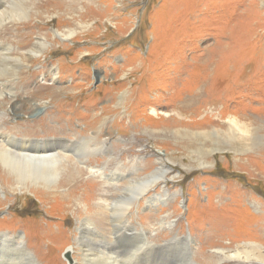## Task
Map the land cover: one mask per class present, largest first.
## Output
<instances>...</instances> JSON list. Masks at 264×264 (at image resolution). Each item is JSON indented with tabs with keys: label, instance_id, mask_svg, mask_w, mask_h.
<instances>
[{
	"label": "rangeland",
	"instance_id": "rangeland-1",
	"mask_svg": "<svg viewBox=\"0 0 264 264\" xmlns=\"http://www.w3.org/2000/svg\"><path fill=\"white\" fill-rule=\"evenodd\" d=\"M13 1L0 0V11ZM24 2L28 18L6 20L0 29V41L12 48L10 54L2 53L22 61L17 75L7 78L15 86L4 96L13 95V99L0 102V139L14 134L17 139L55 137L58 142L74 135L90 136L103 127L99 141L105 142L106 148L89 163L106 172L119 160L125 166L144 161L148 172L157 166L156 157L161 154L160 160L170 168L165 188L175 196L169 204L155 208H145L142 197L138 198L140 208H132L129 218L136 229L126 232L129 236H112L118 260L129 251L132 258L128 264H191L185 262L188 256L181 239L191 235L196 243L190 257L197 264H264V183L238 169L231 152L232 148L239 150L242 164L258 151L246 133L245 140L234 138L230 144L220 143L222 139L226 142L223 137H216V143L201 134L193 135L208 126L222 135L230 116L243 120L249 131L258 128L264 134V0ZM255 24L259 27L252 36L226 43L224 55H216L222 50L218 46L227 41L225 32L230 27ZM66 30H74L67 40L52 35ZM42 37L50 45L42 56L31 57L28 50ZM50 68L57 72L56 79H51ZM189 82L198 84L188 98L177 100L179 90L194 87ZM7 85L3 82L0 87L5 90ZM11 103L22 106L18 113L8 110ZM195 104L197 114L192 116L190 107ZM85 105L94 107L90 111ZM179 128L180 133L175 134ZM2 144L16 152L21 147ZM25 151L31 153L30 148ZM204 153V162L210 163L206 167L196 162ZM136 155L141 159H135ZM65 175L63 172L62 178ZM90 178L82 174L78 183H88ZM9 183L1 169L0 233L22 239L21 245L33 254L34 264H76V259L69 263L63 254L70 246L76 247L73 240L79 216L90 210V215H97L98 199L105 197L102 187L89 184L79 188L77 202L72 199L69 205L53 202L52 195L69 194L73 183H56L50 189L34 187L30 192L13 191ZM106 224L110 231V213ZM143 231L150 243L131 255L141 244L139 234ZM173 235L180 241L174 242ZM1 238L0 251L4 244V255L14 254L15 242H1ZM164 243L177 258L173 259L172 253L169 258L162 257L158 244ZM221 248L223 252H218ZM237 250L240 254L233 257ZM2 260L0 264H4Z\"/></svg>",
	"mask_w": 264,
	"mask_h": 264
},
{
	"label": "bare ground",
	"instance_id": "bare-ground-1",
	"mask_svg": "<svg viewBox=\"0 0 264 264\" xmlns=\"http://www.w3.org/2000/svg\"><path fill=\"white\" fill-rule=\"evenodd\" d=\"M24 1H26V0H14L8 7H3L1 9V11H0V29H3V27H4L3 25L6 22V20L17 21V20H20L23 18L24 19L28 18L29 11H28V7H26L24 5V3H25ZM250 5H251V3H250ZM250 12H252V10L249 11V13ZM250 15H251V13H250ZM255 16H256V13H255ZM258 27H259L258 24L252 25V27H250V28H247L243 25H239L235 28V26L233 25L232 27H230L225 32V36H226L227 41H225L224 43H221V44L219 43L220 46H218V47L221 48L222 50L219 52H215L216 55H219V54L224 55V52H225L226 47H227V46H224L226 43H228L229 45L235 44V42L243 40V36H245V39L247 38V36L248 37L252 36L256 32L255 30H256V28L258 29ZM52 35L53 36L58 35V37L60 39L67 40L72 35H74V30L73 31L72 30H66L65 33L54 31L52 33ZM48 45H50V41H48V39H46L45 37H42V38L37 39L36 42L34 43V46L31 47L28 51H29V53L32 54L31 57L42 56L44 50L48 47ZM11 49H12L11 45L5 44V43L0 41V51H1L0 52V85L3 84V82L5 84H9V85H7L8 88L5 90L2 89V87H0V97H3L0 100V102H3L4 100H9V99H10L9 101H11L13 99L12 98L13 95L9 98H6L7 96H4V94L6 92L12 93V89H13L12 87L15 86V85H13L12 81L10 82V79H7V78L8 77H14L15 75H17L19 67H21V64H22V61L19 57H15L13 55L10 57V56L6 55L7 53H9L11 51ZM4 50L7 53L6 52H5V54L2 53V51H4ZM4 55H5V57H4ZM12 61H13V64H12ZM147 66H148V64H147ZM50 73H52L51 79H56L58 77V76H56L57 72H53L51 70V68H50ZM139 74H140V72H139ZM190 83H192L194 87H191V88L184 87L181 90H179V88H178L179 91L175 95L177 100H185L186 98H188L190 96V94H192L194 88L197 86L198 83H196V85L193 82H189V84ZM16 85H18V84L16 83ZM199 87H197V88H199ZM102 90H103V88H102ZM82 92H84V91H82ZM76 96H77V94H76ZM125 96H126V94H125ZM199 96H200V94H199ZM197 100H199V99L197 98ZM115 103H117V101H115ZM85 106L90 111L94 107L93 105H85ZM21 108H22V106H16V104L11 103L9 105L8 110H10L12 113H16V112L18 113ZM175 108H177V107H175ZM185 110H186V107H185ZM190 110L193 113L192 116H194V114L197 111V105L195 104L193 107H190ZM185 112H187V111H185ZM190 122H194L193 123L194 125H196L198 123L197 121H193V120H191ZM225 122L227 124V128L222 129L223 130L222 135L218 134L219 131L218 132L214 131L215 129H213V128L210 129L209 126H208V129L205 128V129H201L199 131H194L193 135L199 136L198 134H201L202 136H204L208 139L211 138L213 141L215 140V142H216V137H217V139H218V137H223L226 139L225 140L226 142H223L224 139L221 138L222 142H220V143L230 144L229 140L234 139V138H235V140L240 139V138L245 140V138H243V137H244V133H246V135L249 136V141L251 142L250 144L253 147H255L254 149L256 151H258V154H256V156L247 157L246 161L244 163L242 162V164H241L240 163L241 159H239L241 153L239 154L237 152L239 150L232 148L231 152L233 153V160L235 162V166H237L238 169L243 170V172L246 175H248L250 178L253 177L252 179L257 178V179H260L261 181L263 180V183H264V155L261 156L259 154V152H261V151L264 152V134L259 133L258 128L257 129L255 128L254 130L249 131L248 127L245 126L246 123L243 120L241 121V119L239 120L236 117L230 116L229 118L226 119ZM172 124H173V122H172ZM188 124H190V123H188ZM191 127H192V125H191ZM198 127H200V126H198ZM102 128L100 129V131L95 130V133H92V135H90V136H87V135L81 136V134L79 136L74 135V137L72 139H63V140L60 139V140H58V142L56 141L55 137H53L52 139H49V137H48V138H44V139L40 140V139H34L31 137H25L24 136L22 139H17V138H14V137H16V135H14V134H11L10 135L11 137L7 136V137H3L0 139V171L2 169L6 173L7 183L11 182V184L10 183L9 184H10V188L13 191L25 190V192H30V190H32L34 187H40L43 189H50L53 185H56V183L63 184V185L68 184V183H73L72 185H69V188H68L69 194L66 193V195H63V196H61L60 194L59 195H52V197L54 198L53 202H55V203L60 202V203L64 204V203H68V202L73 201V200H75L77 202V200H78L77 194L75 195V193L79 188L83 189L84 186L89 185V184H91V186L92 185H99L100 187H102L103 191L105 192V197L103 199L102 198L98 199L99 202H97V204H96L97 209L94 210L97 213V215H90V213H92V210H90L85 215L79 216V218L76 220L77 235L74 237L75 239L73 240V244L76 247L74 249L73 246L72 247L70 246L67 249V252L69 254L71 253V255H70L71 260L76 259V261H75L76 264H119V262H121V264H124V263L128 264V262L132 258V256H129L128 254H130L131 252L128 251V254L127 253L123 254L122 260H118L119 254L115 251L116 249L114 250V248L116 246L113 247L114 242L112 240L113 239L112 236L115 235V238L117 237L116 239H118V236H121V235L129 236L128 234H126V232L134 231L136 229L134 227V225H131L129 218L131 217L132 208H134L136 205H137L136 210H137V208H140L139 203H138V198L140 196L142 197L141 205L145 206V208H155L158 205H165V203L169 204L168 200H170L173 196H175V193H171L168 189L165 188V180L167 179V176H168L167 171L170 168L165 166V164L160 160V156H158V155H161V154H158L157 157L155 156L156 160H157V166L153 170L148 171V172H145L146 171L145 170V164H144L145 162L144 161L141 162V160H140L139 165H137V163L132 162L131 165L129 164L130 166L129 165L125 166V163L122 162L121 160L116 161V166L113 168L109 167V170H107L108 172H106L102 167H99L98 164H94V162L89 163L90 158L94 157V155L102 152V150L104 148H106L105 147L106 143L104 142V145H103L102 144L103 142L99 141V136L101 135V133L103 131ZM141 128H142V126H141ZM56 129L58 130L59 128H56ZM180 129L181 128L175 129V131H174L175 134H179ZM262 129H264V128H262ZM51 131L55 132L56 130L52 129ZM76 132H78V131H76ZM76 132H74V133H76ZM187 132H189L191 134L190 130ZM155 138H156V136H155ZM218 140H220V138ZM192 141H193V139H192ZM4 142H9V143H12L13 145H16V144L21 145V147L19 146L20 147V149L18 150L19 152L13 151V150L9 149L8 147H6L4 144H2ZM56 142H57V145L55 146ZM59 142H62V144H60ZM239 143H241V142H239ZM51 146H54L53 149H50ZM29 148L31 150V153H28L25 151V150H28ZM106 152H107V150H106ZM192 152H195V154H196V150H194ZM244 154H245V152H244ZM205 156H206V153H204L202 155L200 154L198 161L196 160V162H198V164H200L204 167L210 165V163L204 162L203 158ZM135 159H141V158H139V156L136 155ZM95 163H96V161H95ZM138 163H139V161H138ZM137 169L140 170L139 174H137V172H138V171H136ZM141 170H143V172H141ZM63 172H66V175L64 176V178H62V176H61V174ZM82 174H89L91 176L90 179H92L94 181H92V180L87 181L88 183H84V184L78 183V182H80V179H78V178ZM2 187H4V186H2L0 184V191L2 190ZM147 195H149L148 198H147ZM80 203L81 202H78V204H80ZM255 203L259 204L257 201H255ZM109 213L112 216V222H113V224H111V230L110 231L108 230V228H105V225H108V224H106V221H107V217H108ZM162 224L163 223H161V225ZM109 227H110V224H109ZM171 228H172V226L169 227V229H171ZM99 230H102L104 233L99 232ZM0 234H1L0 238L2 237L1 242L2 241L6 242L8 239H10V240H13L15 242V245L17 246V251L14 254L12 253L10 255L9 253H7V254L5 253V255H4V252H5L4 250H6L7 247L4 244H2V246H1L2 249L0 251V254H1L0 260L3 259L2 261H4V264H34L33 254L31 252H29L26 249V247H23L21 245L22 239L20 240L19 238H10V237H7V235H5V234H2V233H0ZM55 234L56 233H53V236H55ZM139 235L142 237L141 244L139 243L140 245L136 246V248L134 250L136 252H133L131 254L134 256L138 254V252L140 251V247H142L145 244L150 243L148 240V234L145 231H143ZM172 239H175L174 242H178V240L180 241V238H178L177 235H173ZM181 239H182V243H183V248L185 249L184 252L188 256V257H186L187 259L185 260V262H188L191 264H197V262L190 257L191 250H192L191 248H193L192 246H194L196 243L194 241L193 237L191 235H189V236H187V238H181ZM119 244H121V243H119ZM250 244L253 245V243H250ZM158 246H159V249L164 252V254L162 255L163 258H169V255L171 253H172L171 257L173 259L177 258V255H173L171 246H168L165 243L164 244H158ZM108 247L112 248V249H110L109 252L105 251V250H107ZM223 250L224 249H222V248L217 249L218 252H223ZM122 251H123V249H122ZM240 252H241V250L235 251L233 257L238 256L240 254ZM73 253H75L76 258L74 257ZM145 260H147V259H145ZM66 261H68V260L66 259ZM161 261H163V260H161ZM68 262L70 263L71 261H68ZM72 264H74V263H72ZM143 264H145V263H143Z\"/></svg>",
	"mask_w": 264,
	"mask_h": 264
},
{
	"label": "water",
	"instance_id": "water-1",
	"mask_svg": "<svg viewBox=\"0 0 264 264\" xmlns=\"http://www.w3.org/2000/svg\"><path fill=\"white\" fill-rule=\"evenodd\" d=\"M63 255H64V258L67 259L68 261L71 260L70 254L67 251H65Z\"/></svg>",
	"mask_w": 264,
	"mask_h": 264
}]
</instances>
